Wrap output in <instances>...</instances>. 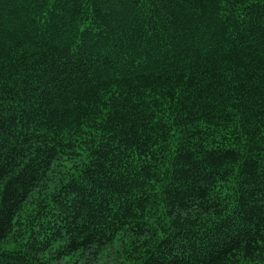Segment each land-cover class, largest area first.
<instances>
[{"label": "trees", "instance_id": "trees-1", "mask_svg": "<svg viewBox=\"0 0 264 264\" xmlns=\"http://www.w3.org/2000/svg\"><path fill=\"white\" fill-rule=\"evenodd\" d=\"M105 249L264 264V0H0V264Z\"/></svg>", "mask_w": 264, "mask_h": 264}, {"label": "rangeland", "instance_id": "rangeland-1", "mask_svg": "<svg viewBox=\"0 0 264 264\" xmlns=\"http://www.w3.org/2000/svg\"><path fill=\"white\" fill-rule=\"evenodd\" d=\"M79 259V258H78ZM81 263L83 264H126L122 258L116 256V253H113L111 250L105 249L100 253V256L97 257L96 262H85L83 259Z\"/></svg>", "mask_w": 264, "mask_h": 264}]
</instances>
